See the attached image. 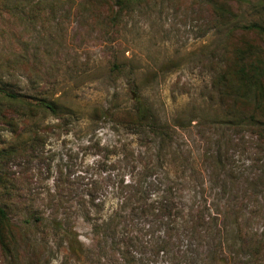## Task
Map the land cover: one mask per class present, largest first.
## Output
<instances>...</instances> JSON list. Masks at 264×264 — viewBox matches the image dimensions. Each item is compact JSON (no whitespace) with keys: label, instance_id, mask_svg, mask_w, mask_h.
Wrapping results in <instances>:
<instances>
[{"label":"rangeland","instance_id":"rangeland-1","mask_svg":"<svg viewBox=\"0 0 264 264\" xmlns=\"http://www.w3.org/2000/svg\"><path fill=\"white\" fill-rule=\"evenodd\" d=\"M145 1L118 24H112L105 14V4L90 5L82 0H0L2 88L18 96L58 98L62 107L75 113L63 130L43 131L50 118L41 115L34 120L21 117L18 131L23 133L19 137L0 126V149L21 148L34 131L43 139L35 154L26 152L9 159L4 172L11 189L4 194L0 191V204L7 207L16 226L29 218L32 222L39 219L38 227L25 231L22 237L35 246L31 243V248L14 262L0 251V264H104L107 257L103 253L99 258L87 256L82 263L67 257L60 232L51 230L48 223L66 220L64 225L69 224L77 233L85 250L99 254L92 242L91 226L74 211V199L82 189L75 186L71 206L63 208L51 206L48 196L57 170L62 171L61 177L76 179L78 166L91 167L95 155L113 157L122 155L121 145H142L132 130L113 124L110 117L97 124L87 123L94 108L127 113L133 108L131 93L137 90L169 128L183 111L218 112L216 107L207 110L204 104L203 110L197 108L202 101L209 105L212 97L214 100L212 80L240 35H228L208 0ZM247 1L249 8L238 12L233 6V11L242 14L243 22L260 21L262 17L253 6H264V0ZM228 4L233 5L230 1ZM257 44L264 47L262 42ZM1 101L0 97V112H4L6 107L1 106ZM172 129L176 134L162 148L165 165L169 164L167 169L176 173L169 177H180L184 165L190 171L192 165L201 163L203 151L213 140L200 133L203 129L197 128L196 122L183 131ZM230 134L235 141L227 149L236 167L242 169V165L248 167L249 162L262 159V148L250 140L249 134ZM154 141L153 147L157 145ZM148 143L151 142L146 141L145 145ZM172 154L177 155L176 163H172ZM63 181L60 179V183ZM258 226L264 223L259 221ZM185 246L183 242L181 249ZM129 250L133 258L126 261L128 264H202L204 260L182 258L175 263L161 254L151 256L138 245H130Z\"/></svg>","mask_w":264,"mask_h":264},{"label":"trees","instance_id":"trees-1","mask_svg":"<svg viewBox=\"0 0 264 264\" xmlns=\"http://www.w3.org/2000/svg\"><path fill=\"white\" fill-rule=\"evenodd\" d=\"M82 1L90 5L105 4V14L112 24H118L123 16L146 2ZM208 1L228 35L237 33L240 39L231 46L223 66L212 80L210 88L214 100L212 97L209 105L202 101L197 108L216 107L214 110L218 112L187 114L183 111L172 120V128L183 131L196 122V127L203 129L200 133L213 142L203 151L199 165H192L190 171L184 165L183 176L169 177L176 173L167 169L169 164L165 165L162 146L176 133L137 90L131 93L133 108L127 113L94 108L87 123L97 124L110 117L113 124L132 130V135L139 137L142 145L137 148L121 145L122 155L113 157L95 155L91 167L78 166L74 180L69 175L61 177V170H57V177L52 179V189L48 190L51 206H71L74 187L82 189L74 199V211L91 226L92 242L98 247V255L95 250H85L77 233L69 224L64 225L66 220L48 222L51 230L60 232L66 246L65 255L77 263L90 255L99 258L103 253L107 257L104 264H128L126 261L133 258L130 245H138L143 251L151 252V256L161 254L175 263L182 258L202 257V264H264V226H258L259 221L264 223V47L257 44V41L264 43V6H253L262 19L247 23L241 19L242 14L233 11V6L238 12L249 8L247 0ZM229 1L233 5L228 4ZM0 97L1 106L7 111L0 112V126L15 137L23 133V130L18 131L21 117L50 118L42 129L48 132L65 129L75 116L73 111L59 104L58 98L18 96L2 88L1 82ZM230 132L249 134L250 140L262 148V159L249 162L248 167L242 165V169L236 167L227 149L235 141ZM154 140L157 141L155 147ZM42 141L34 131L21 148L0 149V191L3 194L11 189L4 172L9 159L26 152L35 154ZM146 141L151 143L145 145ZM176 156L172 154V163H176ZM62 178L64 181L60 183ZM39 223V219L34 218L32 222L29 218L23 225L16 226L8 216L7 207L0 204L3 256L12 262L22 257L32 243L22 237ZM183 242L186 246L182 250ZM194 242L199 245L195 246ZM32 244L35 246L34 242ZM119 253H123L122 256Z\"/></svg>","mask_w":264,"mask_h":264}]
</instances>
